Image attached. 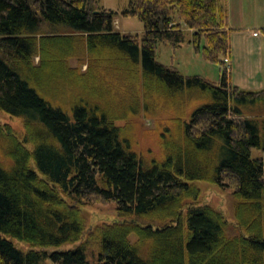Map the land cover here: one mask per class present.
Wrapping results in <instances>:
<instances>
[{
	"label": "trees",
	"instance_id": "obj_1",
	"mask_svg": "<svg viewBox=\"0 0 264 264\" xmlns=\"http://www.w3.org/2000/svg\"><path fill=\"white\" fill-rule=\"evenodd\" d=\"M121 16L141 38L96 1L0 0V112L23 126L0 122V264H264V90L231 83L227 0H130ZM186 33L218 82L156 61ZM140 117L159 160L134 150ZM198 182L232 190L238 236ZM94 203L127 221L88 229Z\"/></svg>",
	"mask_w": 264,
	"mask_h": 264
},
{
	"label": "rangeland",
	"instance_id": "obj_2",
	"mask_svg": "<svg viewBox=\"0 0 264 264\" xmlns=\"http://www.w3.org/2000/svg\"><path fill=\"white\" fill-rule=\"evenodd\" d=\"M96 1L102 9H107L117 14L114 20V28L120 33H127L139 38L143 35V27L141 23L135 19H125L121 13L127 10L130 6V0H91ZM227 0V9H228ZM237 1V0H236ZM243 12L248 15V19L244 16L241 22L233 20L232 26L235 29H240L241 36H248V32L261 35V31L256 28V25H264V0H243ZM259 6L257 7L256 5ZM233 6V0H232ZM260 16L255 21V16ZM238 25V26H237ZM255 27V28H252ZM191 34L186 33V42L179 47H172L169 44L158 43L155 50V59L161 65L175 68L180 74L187 77L200 76L210 82H218L220 66L213 63H208L203 60L200 54L194 52L189 45ZM37 61V60H36ZM0 122L9 125L18 136L23 133L22 122L18 118L10 117L9 115L0 112ZM124 126L125 123H120ZM129 134L135 152L140 155L145 161L152 159H160L161 151L156 135L153 132L154 123L151 120L143 117L133 119L129 122ZM253 157H262L263 153L258 150H253ZM197 187L200 189L201 196L200 205H207L221 212L228 224L227 234L229 236H238L240 233L235 227L233 216V199L232 190L222 189L216 185L198 182ZM84 216L87 219L88 229H91L101 224H111L114 222L127 221L118 217L115 204H90L81 208ZM135 236L130 237L131 242H135ZM14 246L22 251L27 252L30 247L17 240H11ZM78 244L65 245L57 251L64 252L74 249ZM49 251V250H48ZM90 264H97V254L91 250L87 253ZM48 264H53L48 261Z\"/></svg>",
	"mask_w": 264,
	"mask_h": 264
},
{
	"label": "crops",
	"instance_id": "obj_3",
	"mask_svg": "<svg viewBox=\"0 0 264 264\" xmlns=\"http://www.w3.org/2000/svg\"><path fill=\"white\" fill-rule=\"evenodd\" d=\"M243 4V0H233L232 6V0L228 1L229 27L233 31L229 59L231 83L242 91L259 92L264 90V25H256L261 35L250 33L251 30L248 36H241L240 29H235L232 22H241L244 16L248 19L243 12ZM259 18L256 15L255 21Z\"/></svg>",
	"mask_w": 264,
	"mask_h": 264
},
{
	"label": "built area",
	"instance_id": "obj_4",
	"mask_svg": "<svg viewBox=\"0 0 264 264\" xmlns=\"http://www.w3.org/2000/svg\"><path fill=\"white\" fill-rule=\"evenodd\" d=\"M225 63H226V64H229V62H228L227 60H225Z\"/></svg>",
	"mask_w": 264,
	"mask_h": 264
}]
</instances>
